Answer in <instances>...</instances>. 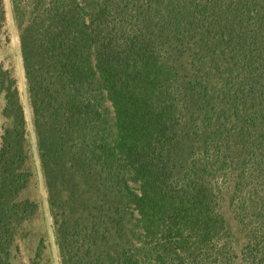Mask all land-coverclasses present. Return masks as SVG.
Returning a JSON list of instances; mask_svg holds the SVG:
<instances>
[{
  "label": "trees",
  "instance_id": "trees-1",
  "mask_svg": "<svg viewBox=\"0 0 264 264\" xmlns=\"http://www.w3.org/2000/svg\"><path fill=\"white\" fill-rule=\"evenodd\" d=\"M19 22L60 264H264V0H34ZM0 90L13 264L38 204L22 195L26 124L2 68Z\"/></svg>",
  "mask_w": 264,
  "mask_h": 264
},
{
  "label": "rangeland",
  "instance_id": "rangeland-1",
  "mask_svg": "<svg viewBox=\"0 0 264 264\" xmlns=\"http://www.w3.org/2000/svg\"><path fill=\"white\" fill-rule=\"evenodd\" d=\"M33 1L23 0L18 5V11H15L11 0H2L4 19L0 24V68L7 70L18 90L29 144V166L32 171V176L26 188L22 191V195L38 204L36 214L24 221L17 231L11 249V259L13 264H32L33 262L38 264H60L53 230V219L49 212L43 174L38 161L27 81L20 54L21 24L19 20L27 18ZM4 105V92L0 90V135L3 128L10 123L9 118L4 115ZM106 105L109 106V103L107 102ZM221 211L233 231L235 246L239 247L240 243L243 242L244 232L237 225L224 201L221 203Z\"/></svg>",
  "mask_w": 264,
  "mask_h": 264
}]
</instances>
